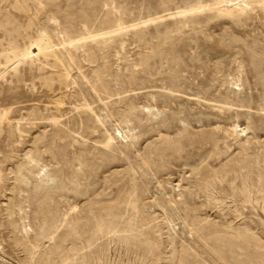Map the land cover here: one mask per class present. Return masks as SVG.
Instances as JSON below:
<instances>
[{"label": "rangeland", "instance_id": "rangeland-1", "mask_svg": "<svg viewBox=\"0 0 264 264\" xmlns=\"http://www.w3.org/2000/svg\"><path fill=\"white\" fill-rule=\"evenodd\" d=\"M16 1L0 0V264L264 260L237 251L264 243L263 1ZM43 34L56 54L8 66Z\"/></svg>", "mask_w": 264, "mask_h": 264}, {"label": "bare ground", "instance_id": "bare-ground-1", "mask_svg": "<svg viewBox=\"0 0 264 264\" xmlns=\"http://www.w3.org/2000/svg\"><path fill=\"white\" fill-rule=\"evenodd\" d=\"M16 1V0H15ZM29 1V0H28ZM208 0H206V2H207ZM210 2H211V0H209ZM253 1H256V2H262L263 1V3H264V0H227V3H226V7H224L225 9L224 10H226L227 11V13H233V12H236L234 9H237V10H239V11H243L245 8H246V6H248V5H250V6H248V9H249V7H252L251 6V4H253ZM26 3H27V0H17L16 1V3H15V8H18L19 10H23V11H26ZM209 5H211V4H209ZM28 6V5H27ZM171 7V6H170ZM201 7H203V5L201 6V4L200 5H192V6H190L188 9H186V8H183L182 9V11L180 12V13H185V12H187V11H189V10H196V8L199 10V8H201ZM209 7V6H208ZM28 9V8H27ZM168 9V8H167ZM201 9H203V8H201ZM170 10V9H169ZM224 10H222V11H220V13L221 14H225L223 11ZM255 10V9H254ZM248 11V10H247ZM244 12H245V10H244ZM198 13V12H197ZM210 13V12H209ZM169 14H170V12H169ZM169 14L167 15V16H169ZM173 15V14H172ZM187 15V14H186ZM185 15V16H186ZM173 16H176V15H173ZM184 16V15H183ZM236 16H238V15H236ZM182 17V16H181ZM182 18H184V17H182ZM185 19V18H184ZM188 18L186 17V20H187ZM200 19V18H199ZM186 20H184V21H186ZM117 30H114V31H109V32H107V33H114V32H116ZM103 34H105V33H103ZM99 35V34H98ZM100 35H101V33H100ZM45 36H47L46 34H43V39H44V43H43V41L41 42V40H38V41H35V42H33V43H31L30 45H28L26 48H25V50L24 51H22V52H17V51H14L13 50V52H12V55H9V53H7V54H3L4 56H5V59H6V62L8 63V66H13L14 68H16L17 67V65L20 63V62H22L25 58H28V57H32L33 55H36V56H38L39 54H43L46 58H48V56H50V51H48V50H53L54 51V53L53 54H56V52H55V47H56V44H54V43H51L47 38H45ZM21 49V48H20ZM59 49V48H58ZM8 50V49H7ZM16 50H18L17 48H16ZM2 52H5V50H3ZM1 53V52H0ZM52 54V53H51ZM2 55V56H3ZM44 57V58H45ZM54 57V56H53ZM58 58V57H57ZM55 60H57V59H55ZM59 60H61V59H59ZM59 62V61H58ZM240 126V125H239ZM241 127V126H240ZM0 128H1V126H0ZM239 129H241V128H239ZM245 129V128H244ZM244 131V130H243ZM119 132V134H121V137L124 139V138H126V137H128V135H124V133L121 131V130H119L118 131ZM234 132L236 133V131L234 130ZM117 134V133H116ZM243 134V133H242ZM132 137H134V134H132L131 135ZM116 136H114L112 133H108V135H107V137H106V139L102 142V144L104 145V147H106L107 149H109L111 152H113L114 150H115V148H114V144L116 143ZM135 139V138H134ZM116 146V145H115ZM104 157V156H103ZM106 157V156H105ZM43 179H44V181H47L49 178L47 177V176H45V172H44V174L41 176ZM238 178V177H237ZM235 181V180H234ZM259 181H260V179H259ZM261 184V183H260ZM40 185V184H39ZM41 186V185H40ZM253 188H255L254 187V185L252 186ZM261 193V192H260ZM254 197V196H253ZM259 198H262L263 200H264V193H262V194H260L259 196H258ZM255 198V197H254ZM258 200V199H257ZM262 203V202H261ZM260 204V203H259ZM114 212H113V210H112V207H110V210L108 211V212H106V214H108V216H110L111 214H113ZM118 218V216H113V218H112V220L113 219H117ZM112 220H110L111 222H110V225H108L106 228H105V230L107 229V230H114V229H116L118 226H117V222L116 221H112ZM212 220V219H211ZM104 229H102V228H100V232H102V231H105ZM241 230V229H240ZM239 230V231H240ZM243 231V230H242ZM241 231V232H242ZM249 233H246V234H239L238 236H239V238L242 240V242L240 243V244H238V246H237V251H240V253L241 254H243V253H245L247 250H249L250 248H258L257 249V252H259V251H262L260 248H263L264 247V243L263 244H260V243H258V242H256L254 245L252 244V242L250 243V240H256V241H259L260 240V238H258V237H256V236H254V235H252V236H254V238H249L251 235L249 234ZM219 241V240H218ZM221 241V240H220ZM244 244V245H243ZM232 245H234L233 243H231V247H232ZM264 254V253H263ZM230 258H231V256H230ZM262 258V257H261ZM232 259V258H231ZM254 262H255V264H264V260L263 259H260V258H255L254 259ZM65 264H67V262H65Z\"/></svg>", "mask_w": 264, "mask_h": 264}]
</instances>
